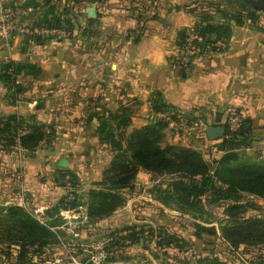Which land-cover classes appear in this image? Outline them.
I'll return each instance as SVG.
<instances>
[{"label":"crops","instance_id":"crops-1","mask_svg":"<svg viewBox=\"0 0 264 264\" xmlns=\"http://www.w3.org/2000/svg\"><path fill=\"white\" fill-rule=\"evenodd\" d=\"M193 1L197 0H107L103 4L51 0L45 5L44 0H8L16 10L38 7L18 17L19 23L37 26L50 13L65 21L71 32L40 42L16 36L9 46L0 44V66L12 62L40 71L37 76H18L21 91L13 102L0 82V116L18 115L29 124L53 130L50 143L33 153L0 150L1 197L18 185L33 213L44 216L67 192L56 179L70 172L77 180L78 201L84 204L113 157L108 146L99 144V122L124 107L132 112L127 132L146 126L154 120L146 106L153 95L183 113L197 112L206 128L218 117L226 124L229 116L238 114L251 145L242 152L264 159V12L255 24L231 25L224 49L207 50L184 69L176 63V43L178 33L196 22L184 10ZM205 129L194 124L178 136L166 129L165 141L200 151L193 135L208 144ZM150 183H154L151 175L140 170L136 188H149ZM5 199L3 204L8 203ZM132 204L134 199L128 198L110 217L87 224L86 232L99 228L106 232V225L108 229L129 226L130 221L124 223L126 218L118 214L129 213ZM67 215L86 223L84 206ZM120 223L125 226L116 228Z\"/></svg>","mask_w":264,"mask_h":264},{"label":"trees","instance_id":"trees-1","mask_svg":"<svg viewBox=\"0 0 264 264\" xmlns=\"http://www.w3.org/2000/svg\"><path fill=\"white\" fill-rule=\"evenodd\" d=\"M72 1L103 4L107 0ZM44 2L48 5L51 0ZM27 8L36 10L38 7L28 6L24 9ZM184 10L196 17L191 28L200 38V41H194L199 49L195 56L207 50L215 51L216 41L227 43L229 40L231 25L239 26L246 21L255 24L260 14L244 0H197L190 2ZM37 26L71 32L65 21L55 15L50 16V13ZM187 32L188 29H184L178 33V49L182 48ZM28 38H35L34 42L46 39L37 36L25 37V40ZM26 73L37 76L40 71L29 65L22 66L12 62L0 66V82L6 87L7 98L11 102L21 91L18 76ZM149 100L154 113L171 108L162 104L155 95ZM131 113L123 107L99 122L96 128L99 144L108 146L113 157L103 170L101 181L94 183L93 189L88 192L84 204L78 201L76 177L70 172H62L55 182L67 188V192L58 206L45 211V221L38 220L17 205L0 208V259H11L15 264H32L35 258L45 262L46 251L57 243L59 235H63L61 226L66 220L60 215L62 211H74L84 206L86 225L110 217L127 202V191H136L135 181L140 170L149 173L153 181L167 179L164 184L156 183L151 186L149 194L154 200L166 208L190 216L196 222L211 224L212 221L205 217L210 214L209 208L222 207L225 221L217 222L219 238L230 248L237 250L241 246L264 247V216L245 217L247 208L252 203L244 199V196L264 199V159L258 160L242 152L251 146L243 132V121L239 130L226 133L218 144L220 157L206 160L194 148L167 144L164 132L168 125L160 120L154 119L146 126L127 132ZM52 137L51 127L29 124L18 115L0 116L2 151L19 148L30 154L40 146L48 145ZM194 226L198 236H216L203 231L198 223ZM143 227L127 226L122 230V236L110 238L107 245L110 243L112 246L128 248L145 239L152 240V228L149 227L146 234ZM157 231L159 233L156 238L163 241L164 237L166 246L176 245L177 240L169 237L173 235H168L160 228ZM156 245L162 247L160 240L156 241ZM260 257L264 258L262 254L258 258ZM193 261L195 264H231L219 255L203 258L195 254Z\"/></svg>","mask_w":264,"mask_h":264},{"label":"rangeland","instance_id":"rangeland-1","mask_svg":"<svg viewBox=\"0 0 264 264\" xmlns=\"http://www.w3.org/2000/svg\"><path fill=\"white\" fill-rule=\"evenodd\" d=\"M225 10L228 11L230 9ZM260 15L261 14L258 15L259 18L257 22L260 20ZM193 138L194 141H196L194 146L201 149L200 152L203 154L204 158L205 156L207 157L205 158L206 160H210L211 158L218 159L220 157V152L217 150L218 144L221 142L222 138L208 144L200 141L195 134L193 135ZM166 181L167 179L164 178L158 179L153 181V184H164ZM153 184H148L149 188L145 186V188H137L136 191H127L129 200L134 199V204L129 207V213L123 210L118 214V216H120L119 218H126L123 221L124 223L130 221L129 226H144L143 230L145 233L148 231L149 227L152 228L154 231V238L152 240L145 239L139 244L128 248L112 246L110 243L107 245L110 238H119V236L123 235L122 230L127 227L124 223H120V225L116 227L120 228L125 226L122 229H114L115 226H111L112 229H108V225H106V232L102 230V228L86 232V224L80 223L79 219H71L69 217V223L77 222V224H75L77 234H71L69 231V223H65L61 226L63 235H59L57 243L53 244L46 251V261L40 262L35 258L32 264H191L195 254L201 255L203 258L206 256L219 255L225 257V259L231 264H264V258H258L261 254L264 256V247L244 248L241 246L237 250H234L219 238L220 232L218 230L219 224L217 222L225 221L224 215L222 214V207L209 208L210 214L205 217L212 221L211 224L196 222L188 215L181 214L164 207L162 204L160 205L159 203L154 202V199L152 200V196L149 194V190ZM17 186L18 185H15V187L12 186L13 188L6 193L7 197H1L0 192V208L7 205H17L38 220L45 221L44 216L41 213H33L32 205L29 202L26 192L22 187L19 188ZM1 198H6L5 200H7L8 203L3 204L4 202ZM19 199L21 202L16 204ZM244 199H247L252 203V206L247 208L245 217L264 216V199L253 196H244ZM64 212L65 211L60 214H63L65 217L68 216L67 214H64ZM129 215H132L131 218H133L135 222H133L131 218H127ZM196 223L201 226L213 225L217 231L216 236H209L206 234L198 236L197 230L194 226ZM158 228L167 232L168 235H173L169 237H174L173 240H177L176 245L172 244L169 247L166 246V239L163 237L164 235L162 236L163 241L159 237L156 238L159 233V231H157ZM158 240L162 243V247L156 245V241ZM100 251L104 252L105 260L102 263L97 261L94 263L93 259ZM0 264L15 263L11 259H8L7 261L0 259Z\"/></svg>","mask_w":264,"mask_h":264},{"label":"built area","instance_id":"built-area-1","mask_svg":"<svg viewBox=\"0 0 264 264\" xmlns=\"http://www.w3.org/2000/svg\"><path fill=\"white\" fill-rule=\"evenodd\" d=\"M34 11L35 10H33L32 8L16 10L8 2V0H0V44L5 45L7 47L9 46L10 41L16 36H19L21 38L37 36L43 38H60L65 37L67 35V32L64 30L48 29L39 26H28L21 24L17 21L18 17L27 16L28 14ZM194 41H200V38L190 28L188 29L184 44L182 48L178 50V55L176 57V63L181 68L185 69L190 63L191 59L199 52V49L194 44ZM214 46L219 49H224L226 47V43L224 41L218 40L215 42ZM146 106L149 115L155 120H160L162 122L167 123V129H169L174 136H178L181 131L190 128L194 124L203 127V129L206 128L207 123L201 121L200 119H197V112H193L192 114H186L176 108L171 107L168 110L154 113L149 99L146 102ZM242 121V118L237 114L229 116L226 121V133H232L239 130ZM16 149L20 151L19 148ZM20 202L21 200L19 199L16 204H19ZM72 212L73 211H65L64 214H70ZM61 216L63 217V219L66 220L67 224L70 222L69 216H66L68 219L63 216V214H61ZM75 224H77V222L69 223V231L73 235L77 234ZM104 260L105 254L103 251H100L97 256L94 257L93 262L96 263L97 261L102 263Z\"/></svg>","mask_w":264,"mask_h":264},{"label":"water","instance_id":"water-1","mask_svg":"<svg viewBox=\"0 0 264 264\" xmlns=\"http://www.w3.org/2000/svg\"><path fill=\"white\" fill-rule=\"evenodd\" d=\"M248 6H250L256 12H264V0H244ZM227 132L226 124L220 122V117L216 119V122L212 126H208L205 131L206 140L209 142L217 141L223 138ZM201 229L205 232L216 234V228L213 225L201 226Z\"/></svg>","mask_w":264,"mask_h":264}]
</instances>
